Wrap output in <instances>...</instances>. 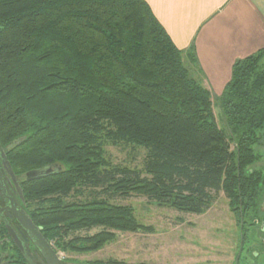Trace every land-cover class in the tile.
<instances>
[{"label": "trees", "instance_id": "1", "mask_svg": "<svg viewBox=\"0 0 264 264\" xmlns=\"http://www.w3.org/2000/svg\"><path fill=\"white\" fill-rule=\"evenodd\" d=\"M263 130L264 49L213 98L145 0H0V141L23 171L61 166L26 191L62 252L151 231L116 202L132 196L200 215L223 192L247 237L264 221V173L251 169ZM107 145L143 148L142 167L113 163Z\"/></svg>", "mask_w": 264, "mask_h": 264}, {"label": "rangeland", "instance_id": "2", "mask_svg": "<svg viewBox=\"0 0 264 264\" xmlns=\"http://www.w3.org/2000/svg\"><path fill=\"white\" fill-rule=\"evenodd\" d=\"M214 98V95H213ZM219 126L223 127L219 109L214 106ZM254 147L259 161L251 169L264 173V130ZM107 155L115 164L141 168L146 156L143 148L130 145H107ZM116 202L131 205L140 224L149 232H116V239L98 252L82 255L81 262H106L109 259L126 264H264V221L248 227L241 249L242 223L229 206L223 192L205 213L189 214L159 207L144 196L117 198ZM264 209H261L260 215ZM99 229L81 232L97 233ZM73 257L75 255L62 254Z\"/></svg>", "mask_w": 264, "mask_h": 264}, {"label": "crops", "instance_id": "3", "mask_svg": "<svg viewBox=\"0 0 264 264\" xmlns=\"http://www.w3.org/2000/svg\"><path fill=\"white\" fill-rule=\"evenodd\" d=\"M145 1L214 96L223 94L237 61L264 49V0Z\"/></svg>", "mask_w": 264, "mask_h": 264}, {"label": "flooded vegetation", "instance_id": "4", "mask_svg": "<svg viewBox=\"0 0 264 264\" xmlns=\"http://www.w3.org/2000/svg\"><path fill=\"white\" fill-rule=\"evenodd\" d=\"M12 146L0 141V264H106L81 262L82 254L65 253L48 240L43 227L35 220L34 203L26 191L32 183L28 170L23 171L10 161ZM52 252H48L41 238ZM241 249L245 239L242 232ZM42 243V246H41ZM75 255L76 258L62 256Z\"/></svg>", "mask_w": 264, "mask_h": 264}, {"label": "water", "instance_id": "5", "mask_svg": "<svg viewBox=\"0 0 264 264\" xmlns=\"http://www.w3.org/2000/svg\"><path fill=\"white\" fill-rule=\"evenodd\" d=\"M60 172H61V166L55 164V165H51V166H46V167L38 169V170L30 171L28 173V175H29L30 179L34 180V179H40V178H43L45 176H49V175H52V174H58ZM38 236H39V238H41V241H42L43 246L45 247V249L48 252H52V250L50 249V247L47 244V242L43 239V237L41 235H38ZM42 243H41V246H42Z\"/></svg>", "mask_w": 264, "mask_h": 264}]
</instances>
